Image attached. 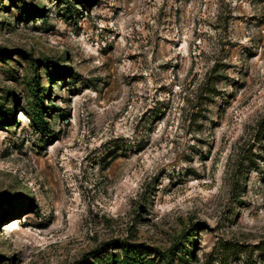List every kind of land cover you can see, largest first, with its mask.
Returning a JSON list of instances; mask_svg holds the SVG:
<instances>
[{
	"label": "rangeland",
	"instance_id": "1",
	"mask_svg": "<svg viewBox=\"0 0 264 264\" xmlns=\"http://www.w3.org/2000/svg\"><path fill=\"white\" fill-rule=\"evenodd\" d=\"M119 241L264 264V0H0V264Z\"/></svg>",
	"mask_w": 264,
	"mask_h": 264
},
{
	"label": "trees",
	"instance_id": "2",
	"mask_svg": "<svg viewBox=\"0 0 264 264\" xmlns=\"http://www.w3.org/2000/svg\"><path fill=\"white\" fill-rule=\"evenodd\" d=\"M34 11L38 9L35 5ZM45 90V89H44ZM35 99L39 100L35 106L32 109V117L34 120V123L37 124L39 129L48 131L49 130V122L45 119L44 111H45V105L43 104L42 98L39 96V94H35ZM119 245V248L122 251V255L119 253H114L111 257H108V255L101 254V250H93L90 253L95 254V262L93 264H143V253L141 250L137 248L135 244H131L127 241H119V242H113ZM108 243V244H113ZM189 249V248H188ZM187 249V250H188ZM179 260H181L184 263H187L189 261V258L185 255H182ZM165 264H173L172 258H168Z\"/></svg>",
	"mask_w": 264,
	"mask_h": 264
}]
</instances>
